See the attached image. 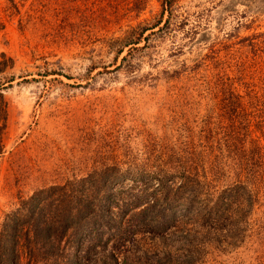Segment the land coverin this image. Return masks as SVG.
I'll use <instances>...</instances> for the list:
<instances>
[{"label":"rangeland","instance_id":"374dc122","mask_svg":"<svg viewBox=\"0 0 264 264\" xmlns=\"http://www.w3.org/2000/svg\"><path fill=\"white\" fill-rule=\"evenodd\" d=\"M256 70L264 71V0H0V229L35 192L102 171L126 175L111 189L122 199L144 188L130 176L167 170L175 180L192 163L212 187L226 186L234 178L214 150L234 110L220 102L243 96ZM225 78L235 83L223 92ZM234 120L238 137L248 118ZM257 146L263 156L264 135ZM258 193L244 242H206L194 253L192 237L138 236L118 264H264V185ZM72 238L57 264H76ZM20 246L13 264H32ZM98 259L87 264H116Z\"/></svg>","mask_w":264,"mask_h":264},{"label":"trees","instance_id":"16d2710c","mask_svg":"<svg viewBox=\"0 0 264 264\" xmlns=\"http://www.w3.org/2000/svg\"><path fill=\"white\" fill-rule=\"evenodd\" d=\"M131 45L128 43L124 48ZM263 76V70H256L255 83L245 87L243 96L229 93L220 102L228 110H234L230 136L222 147L220 145L222 153L216 152L215 145L210 144L217 154L214 158H220L218 167L225 161L226 170L234 178L226 186L212 187L208 176L200 175L198 165L192 163L191 169L176 170L178 179L175 180V175L167 170L157 177L146 175L149 173L128 176L131 186L140 182L144 188L127 199L111 191L119 187L118 177L122 182L126 180V175L119 176L118 171L113 175L102 171L64 186L39 190L5 216L0 229V263L13 264L11 256L17 253V245H21L32 255L30 263L48 264L49 254L54 256L51 262L57 264L68 234L73 237V245L79 252L76 264L99 262L98 257L118 264V254L125 246L136 242L138 236L152 240L176 233L182 239L192 237L190 243L194 253L200 252V247L204 249L206 242L216 245L244 242L254 207L261 206L258 190L264 185V155L258 150L255 154L252 151L264 135ZM217 81L223 92L226 89L223 86L235 83L232 79L225 82L226 78ZM238 111L242 114L236 113ZM255 112L263 114L260 121L256 120ZM240 116L248 120L240 122V133L235 137L234 119ZM2 120L4 117L0 116V122ZM257 132L259 135L255 137ZM208 157H212V153ZM97 180L106 183L103 192L95 189ZM262 245L264 252V241ZM181 250L187 253L188 247L181 245ZM186 261L181 263L190 264Z\"/></svg>","mask_w":264,"mask_h":264}]
</instances>
